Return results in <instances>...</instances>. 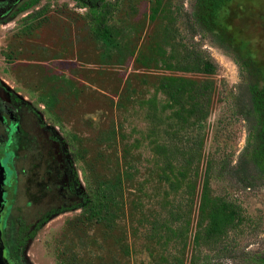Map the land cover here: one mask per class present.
<instances>
[{
    "label": "rangeland",
    "instance_id": "obj_1",
    "mask_svg": "<svg viewBox=\"0 0 264 264\" xmlns=\"http://www.w3.org/2000/svg\"><path fill=\"white\" fill-rule=\"evenodd\" d=\"M170 78L210 83L203 118ZM0 98L45 177L11 192L12 264H264V0H24L0 20ZM222 202L240 218L206 245Z\"/></svg>",
    "mask_w": 264,
    "mask_h": 264
},
{
    "label": "flooded vegetation",
    "instance_id": "obj_2",
    "mask_svg": "<svg viewBox=\"0 0 264 264\" xmlns=\"http://www.w3.org/2000/svg\"><path fill=\"white\" fill-rule=\"evenodd\" d=\"M23 1L24 0H19L12 9H6L5 6L0 4V20L11 15ZM39 149L40 141L36 133L27 130L21 117L14 110L13 106L8 104L5 99L0 98V167L4 173L2 184V206L0 207V230L2 232V239L5 246L4 250L8 257L9 264L11 263V257L7 249L8 246L6 243L3 222L10 206L9 200L11 192L15 190L18 180H20V173L22 178L26 179L34 176V179L38 177V180L41 181V179L45 178L44 176H41L39 170L36 169L39 164L33 163L35 160L40 159L41 154H39ZM19 160L23 162L20 171L16 167ZM27 162H29V164ZM35 164L37 166L34 169L29 167V165L34 167ZM33 171L37 172L34 173ZM56 183V180L52 182L49 181L46 186L47 189L50 191ZM45 196H48V193H46Z\"/></svg>",
    "mask_w": 264,
    "mask_h": 264
},
{
    "label": "trees",
    "instance_id": "obj_3",
    "mask_svg": "<svg viewBox=\"0 0 264 264\" xmlns=\"http://www.w3.org/2000/svg\"><path fill=\"white\" fill-rule=\"evenodd\" d=\"M193 57V59H192ZM193 70H204L213 72L216 65L210 61H202L200 56L196 57V52L187 54ZM163 87L168 91L170 97L174 100H179L182 95L190 93V107L188 112H193L197 118H203L212 100V86L207 81L194 82L188 79H173L170 78L163 82ZM211 219L203 235V242L206 245L216 238L227 233L229 225L233 224L239 217V211L232 203H217L211 211Z\"/></svg>",
    "mask_w": 264,
    "mask_h": 264
},
{
    "label": "water",
    "instance_id": "obj_4",
    "mask_svg": "<svg viewBox=\"0 0 264 264\" xmlns=\"http://www.w3.org/2000/svg\"><path fill=\"white\" fill-rule=\"evenodd\" d=\"M19 0H0V4L6 7V9H12ZM4 173L0 167V207L2 206V184H3ZM4 242L2 239V232L0 230V264H9L8 257L5 253Z\"/></svg>",
    "mask_w": 264,
    "mask_h": 264
}]
</instances>
